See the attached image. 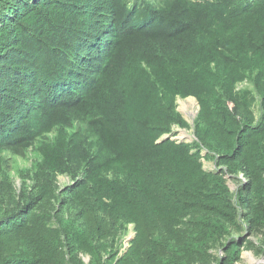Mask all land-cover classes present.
I'll list each match as a JSON object with an SVG mask.
<instances>
[{
	"label": "trees",
	"instance_id": "trees-1",
	"mask_svg": "<svg viewBox=\"0 0 264 264\" xmlns=\"http://www.w3.org/2000/svg\"><path fill=\"white\" fill-rule=\"evenodd\" d=\"M178 97L199 107L192 142L162 137L188 126ZM41 137L0 264H111L126 224L115 264H206L225 237L213 258L234 264L231 231H264V0H0V153ZM226 174L245 182L232 193Z\"/></svg>",
	"mask_w": 264,
	"mask_h": 264
},
{
	"label": "rangeland",
	"instance_id": "rangeland-1",
	"mask_svg": "<svg viewBox=\"0 0 264 264\" xmlns=\"http://www.w3.org/2000/svg\"><path fill=\"white\" fill-rule=\"evenodd\" d=\"M248 87L252 89L249 82H241L237 85V88ZM257 98V95H256ZM197 101L193 97L180 98L176 100V110L187 122L186 128H181L177 125L172 126V132L169 133L172 138L192 142L194 140L193 134V121L197 114ZM255 114L258 115V99L254 104ZM180 133H184L185 136H181ZM189 136V137H186ZM54 136V132L46 134L49 139ZM170 137V138H171ZM45 140V137L37 138L32 146L24 150L21 154H13L12 152L5 150L0 153V216L3 215L8 209L12 208L17 201L19 205H24V196L34 192V186L36 179L39 178L37 174V164L41 160V155L38 152L39 144ZM47 140V139H46ZM203 168L208 171L216 170L214 162L201 158ZM226 184L230 191L234 193L237 188L245 182L244 177L239 174L236 178L226 174ZM54 181L58 186V190L62 189L64 185L70 184L74 181L72 177L67 174H58L54 177ZM24 193L25 195H23ZM58 213L62 216H72L73 209L70 206H63L61 210H52L51 214ZM51 220L49 222L50 228H55L56 225ZM135 235L134 225L126 224L121 231L117 232L113 237V240H107L108 249L114 252L111 264H115L116 260L122 256L125 250L130 245V240ZM231 237H242V244L239 246L241 253L237 261L234 264H264V253L261 251L264 248V231L263 230H251L247 232L246 229L240 231H231ZM228 237L217 240L211 243L207 250V253L212 257L206 260V264H216L214 258L224 259V251L221 244L226 242ZM103 254V259H106V254ZM85 264L89 261V256L85 253H79ZM214 257V258H213ZM110 259L107 258L106 260ZM195 264H202V262H196Z\"/></svg>",
	"mask_w": 264,
	"mask_h": 264
},
{
	"label": "water",
	"instance_id": "water-1",
	"mask_svg": "<svg viewBox=\"0 0 264 264\" xmlns=\"http://www.w3.org/2000/svg\"><path fill=\"white\" fill-rule=\"evenodd\" d=\"M198 106V105H197ZM199 108V107H198ZM197 112H198V109H197ZM171 137V135H167V136H164V139L167 140ZM180 141H183V140H180Z\"/></svg>",
	"mask_w": 264,
	"mask_h": 264
},
{
	"label": "clouds",
	"instance_id": "clouds-1",
	"mask_svg": "<svg viewBox=\"0 0 264 264\" xmlns=\"http://www.w3.org/2000/svg\"><path fill=\"white\" fill-rule=\"evenodd\" d=\"M198 105V104H197ZM167 135H169V134H164L162 137L164 138V136H167ZM172 138V137H171ZM172 139H175V138H172ZM178 140V139H177ZM180 141V140H179Z\"/></svg>",
	"mask_w": 264,
	"mask_h": 264
},
{
	"label": "bare ground",
	"instance_id": "bare-ground-1",
	"mask_svg": "<svg viewBox=\"0 0 264 264\" xmlns=\"http://www.w3.org/2000/svg\"><path fill=\"white\" fill-rule=\"evenodd\" d=\"M180 134H181V136H183V137L185 136V134H184V133H180ZM186 137H189V136H187V135H186Z\"/></svg>",
	"mask_w": 264,
	"mask_h": 264
}]
</instances>
